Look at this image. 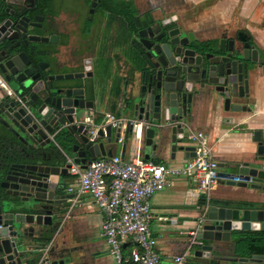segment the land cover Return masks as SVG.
I'll list each match as a JSON object with an SVG mask.
<instances>
[{
    "label": "water",
    "instance_id": "1",
    "mask_svg": "<svg viewBox=\"0 0 264 264\" xmlns=\"http://www.w3.org/2000/svg\"><path fill=\"white\" fill-rule=\"evenodd\" d=\"M4 22L0 23V36L11 20ZM27 26L23 21L18 25L24 35H27ZM192 36L188 33L181 38L177 30L168 33L167 41L156 45L152 54L153 65L142 73L138 89L122 109L125 126L122 120L116 126L103 123L90 134L92 125L88 120L95 107L79 106L76 97L73 99L70 94L66 96L67 102L62 98H51L45 87L36 84L40 76H33L27 70L23 77L17 74L18 71H12L8 81L11 80L12 88L20 94L29 92L26 96L31 97L35 110L24 103H6L0 85V108L8 110L6 117L14 129L37 148L35 155L26 156L31 162L22 165L24 170L16 181L14 195L18 199H0V264L72 262L58 246H53L50 252L35 254L30 239L33 236L28 232L52 226L55 241L61 229V216L70 211L71 200L76 197L75 193L66 191L65 180L70 165L61 164L64 158L57 152L46 150L51 142L49 135L56 129L65 127L68 136L77 141L79 147L72 149L69 158L85 168L100 157L113 156V148L122 139V134L138 145V137H141L140 149L146 152L145 158L155 156L167 145L172 157L177 151L195 156L193 146L184 147L180 143L184 142V128L188 124L185 118L201 95L210 96L212 103L220 102L227 111L231 108L252 109L244 102L251 97L250 71L256 67L264 78V58L247 40L238 47L230 39L228 48H225L226 40L221 39L213 52L211 49L206 51L205 47L198 50L197 46H190L189 37L193 40ZM29 39L36 43L49 42L47 37L35 35H30ZM92 68V62L85 60V78H93ZM6 69H9L8 65ZM40 83H44V79ZM82 91L85 96L88 86L85 85ZM252 137L258 147L256 154L233 163L236 172H218L220 178L228 179L220 180L218 184L264 193V131H253ZM121 150L123 157L124 144ZM195 222L194 239L187 245L197 259L191 264H264V250L260 253L241 251L236 239V235L251 231L263 234L261 241L264 243V201L238 197L209 201L205 212ZM43 233L41 230L40 238ZM241 236L239 240L246 238Z\"/></svg>",
    "mask_w": 264,
    "mask_h": 264
},
{
    "label": "flooded vegetation",
    "instance_id": "2",
    "mask_svg": "<svg viewBox=\"0 0 264 264\" xmlns=\"http://www.w3.org/2000/svg\"><path fill=\"white\" fill-rule=\"evenodd\" d=\"M169 9L151 3L138 5L135 0L132 4H122L120 0H0V13L7 14L6 21L11 20L0 36L2 96L6 97V103H24L35 110L31 97L26 96L29 92L20 94L12 88L11 80L8 81L12 71H18L17 74L23 77L27 70L33 76H40L36 84L45 87L51 98L58 97L67 102L66 96L70 94L73 99L76 97L79 106L93 105V112L98 103H116L115 89L119 81L121 83L122 80V86L125 87L134 68L139 69L142 75L151 67L154 48L168 40L169 32L179 30L181 38L192 33L193 40L189 37V45L197 46V49L203 48L201 42L210 40H201L193 30L184 29L181 16ZM167 12L172 13L167 15ZM22 21L28 24L27 35L18 28ZM30 35L47 37L49 42L36 43L29 39ZM217 36L219 39L215 49L221 39L226 40L225 48H228L230 39L238 45L247 40L253 46L244 31L229 33L225 30ZM205 48L206 51H213L210 47ZM87 59L93 65L91 79L85 78ZM7 65L9 69H6ZM42 79L44 83H40ZM85 85L88 91L84 96L82 90ZM101 93L102 97L99 96ZM126 96L120 100L122 107L129 99ZM7 112L0 108V199H18L14 195L16 181L24 170L22 165L31 162L26 156L35 155L37 148L27 143L14 129L6 117ZM90 117L97 119L100 114L91 113ZM61 127L49 135L51 142L46 150L63 156L60 162L64 165L72 149L78 148L79 144L68 136L65 127ZM41 230L44 231L42 238L39 237ZM28 232L33 236L30 239L35 254L51 251L55 242L52 226L30 229Z\"/></svg>",
    "mask_w": 264,
    "mask_h": 264
},
{
    "label": "crops",
    "instance_id": "3",
    "mask_svg": "<svg viewBox=\"0 0 264 264\" xmlns=\"http://www.w3.org/2000/svg\"><path fill=\"white\" fill-rule=\"evenodd\" d=\"M214 2L210 8L215 9L211 12H226L229 16H218L210 21H204L201 18L186 19L182 24L183 28L193 30L195 36L201 40L210 38L215 44L219 39L217 34L225 30L229 33L244 31L259 56L264 58V0H214ZM235 43V46H240L237 42ZM213 52H216L215 47H213ZM135 64L137 65V62ZM129 75L131 76L128 84L126 83L127 85L123 87L120 79L121 83L119 81L115 89L117 102L112 105L98 103L95 112H91L92 114H100L101 119L103 114L109 112L124 119L120 100L126 94L130 97L138 89L140 70L134 68ZM249 78L251 97L244 99V102L252 108L250 111L232 108L227 111L223 104L212 103L210 96L204 94L195 100L193 110L185 118L188 124L185 125L184 131L189 128L193 131H201L205 135L212 151L211 157L218 165V172H236L237 168L232 166L233 163L254 156L258 147L253 140L252 132L264 131V78L260 69L256 67L250 71ZM99 96L102 97L103 94ZM90 116L91 114L89 118ZM138 138H140L139 145L138 142L127 140V137L122 134V142L113 148L114 155H122L121 149L124 144V160L131 162L138 156L144 158L146 152L140 149L142 139ZM183 143L181 142L180 145L185 147ZM187 156V152L177 151L172 157V152L167 145L150 159L164 163L168 167L180 168L188 158ZM209 193L210 200L208 201L210 202L233 197L264 201L263 192L232 188L223 184L215 185ZM202 196L204 194L199 191L196 183L185 176L175 177L172 184L155 193L151 200L153 216L150 229L152 234L159 239L154 248L159 255L158 264H172L173 259L180 255H185L187 264H191L196 259L193 257V250H189L187 245L190 235L195 232V221L206 206L200 204ZM61 219V230L55 237L54 246H58L63 250L64 256L72 259V262L68 264H117L109 252L107 241L100 236L103 214L99 212L89 195H76L71 200L70 211L64 213ZM241 235L247 237L253 235V232H242L236 235L239 249L244 250V247L240 246L242 240H239V237H242ZM262 235L260 233L256 235L258 241H255L254 246L264 250Z\"/></svg>",
    "mask_w": 264,
    "mask_h": 264
},
{
    "label": "built area",
    "instance_id": "4",
    "mask_svg": "<svg viewBox=\"0 0 264 264\" xmlns=\"http://www.w3.org/2000/svg\"><path fill=\"white\" fill-rule=\"evenodd\" d=\"M4 87L7 88L6 85ZM120 120L109 112L103 114L98 122L90 117V134L103 123L116 126ZM122 121L125 126L126 120ZM183 140L185 146L194 147L196 155L188 156L180 168L168 167L142 156L128 162L121 154L100 157L83 168L67 157L66 162L70 166L65 180L66 191L77 196L89 195L94 200L103 214L100 236L107 241L109 252L117 264H158L159 255L154 248L159 239L150 229L153 216L151 200L156 192L172 184L175 177L185 176L196 183L206 198L203 213L210 200V190L220 180H228L218 176V165L212 159L211 148L201 131L188 128L184 131ZM194 234L189 240L194 239ZM172 264H187L185 255L175 257Z\"/></svg>",
    "mask_w": 264,
    "mask_h": 264
},
{
    "label": "rangeland",
    "instance_id": "5",
    "mask_svg": "<svg viewBox=\"0 0 264 264\" xmlns=\"http://www.w3.org/2000/svg\"><path fill=\"white\" fill-rule=\"evenodd\" d=\"M135 3L138 5L151 3L154 6L160 5V7L170 8L172 12H175L181 16V18H183V23L186 19L196 20L201 18L204 21H210L217 18L218 16H229L226 12H211L215 9L210 8V6L215 3L214 0H135ZM173 9L175 11H173ZM172 12H167V15Z\"/></svg>",
    "mask_w": 264,
    "mask_h": 264
},
{
    "label": "trees",
    "instance_id": "6",
    "mask_svg": "<svg viewBox=\"0 0 264 264\" xmlns=\"http://www.w3.org/2000/svg\"><path fill=\"white\" fill-rule=\"evenodd\" d=\"M40 1L45 2V0H40ZM120 2H122V4H132L133 3L132 0H128V1L120 0ZM6 15L7 14L0 15V23L4 22V19L6 18ZM214 45H215V42L214 41H210V40L200 43V46L210 47L212 49H213ZM205 200H206V198L204 196H202L201 200H200V204H202V205L205 204ZM256 235H257V233H253V235L247 236L246 238L242 239L240 246L244 247V250L246 252H248V253H252V252L260 253L261 252V249L259 247L254 246L255 241L256 240L258 241V238H257ZM241 251H243V250H241Z\"/></svg>",
    "mask_w": 264,
    "mask_h": 264
}]
</instances>
